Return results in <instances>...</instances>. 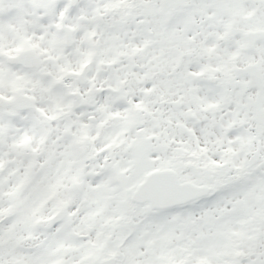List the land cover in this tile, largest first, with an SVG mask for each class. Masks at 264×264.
Segmentation results:
<instances>
[{
	"label": "snow or ice",
	"instance_id": "1",
	"mask_svg": "<svg viewBox=\"0 0 264 264\" xmlns=\"http://www.w3.org/2000/svg\"><path fill=\"white\" fill-rule=\"evenodd\" d=\"M0 264H264V0H0Z\"/></svg>",
	"mask_w": 264,
	"mask_h": 264
}]
</instances>
